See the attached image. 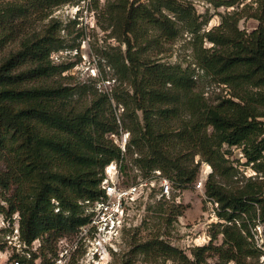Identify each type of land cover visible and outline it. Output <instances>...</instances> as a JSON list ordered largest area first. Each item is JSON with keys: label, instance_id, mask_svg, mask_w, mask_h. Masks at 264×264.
Wrapping results in <instances>:
<instances>
[{"label": "trees", "instance_id": "1", "mask_svg": "<svg viewBox=\"0 0 264 264\" xmlns=\"http://www.w3.org/2000/svg\"><path fill=\"white\" fill-rule=\"evenodd\" d=\"M55 5L54 0H0V215L19 216L27 245L74 236L88 223L82 203L103 195L110 163L122 161L128 176L124 159L130 156L144 175L160 170L176 189L185 190L199 178V156L212 168L206 195L227 222L220 225L223 243L197 247L191 257L159 239L141 251L180 254L182 264H210L214 256L217 264H264L247 225L264 223V0L250 6L248 16L259 22L252 32L239 29L243 12L236 11L203 34L200 16L186 0L110 2L112 33L127 46L125 58L110 62L116 83L125 88L111 94L69 82L72 77L63 74L70 67L54 64L53 55L64 49L57 20L40 31H20L24 21ZM181 30L194 36L202 78L226 86L227 96L210 103L190 68L143 56L146 45L171 44ZM13 42L17 47L6 52ZM112 99L124 109L121 121ZM122 130L130 135L126 151L110 137ZM224 145L242 148L257 175L241 185L222 183L234 177Z\"/></svg>", "mask_w": 264, "mask_h": 264}, {"label": "rangeland", "instance_id": "2", "mask_svg": "<svg viewBox=\"0 0 264 264\" xmlns=\"http://www.w3.org/2000/svg\"><path fill=\"white\" fill-rule=\"evenodd\" d=\"M54 1L58 2V5L22 23L23 27L20 29L22 34L34 30L40 31L51 20H57L56 25L64 49L55 53L52 58L54 64L70 67L63 76L72 77L68 80L69 82L97 88L100 92L107 94H111L115 89L125 88L116 83L114 72L110 68V62L115 58H125L127 53L126 44L116 38L110 27L107 6L114 0ZM186 1L193 4L197 15L200 16L201 34L218 27L223 17L230 16L236 11L243 12L238 24L241 31L252 32L259 26L257 20L248 16L253 12L250 6L256 0ZM232 1L235 2L233 6L225 3ZM140 2L144 3L146 0H140ZM252 6L255 7V5ZM17 45L18 42L10 43L5 51L15 49ZM204 45L207 48L212 47L209 42H205ZM193 47L194 36L181 30L178 38L171 44L163 42L153 48L146 45L143 56L151 62L190 68L194 78L199 82V89L205 93L208 102L214 103L219 95L227 96L230 91L226 86L220 87L207 78H202L203 71L197 67ZM111 106L120 120L124 112L122 105L112 99ZM127 134L128 142L130 135L124 130L118 136L110 137L122 146ZM223 151L234 168V177L220 179L222 183L241 185L247 179L257 175L252 165H246L247 159L242 153V148L224 145ZM196 163H199L200 177L208 164L202 162L199 156L196 157ZM124 164L128 166L127 183L134 184L147 176L134 166L130 156L125 157ZM172 187L171 200H157L153 195L154 198L140 202L131 208L130 226L123 232L120 243L109 250L102 259L88 258L87 248L77 234L50 242L40 239L27 245L21 240L17 215L11 219L0 215V237L4 247L0 251V264H10L16 260H23L29 264H182L179 260L180 254H176L173 258L163 253L148 255L144 254L140 247L159 239L176 248L180 253L191 257L195 248L208 246L211 241L214 245L220 246L223 243L221 232L224 228L220 225L227 224L219 217L220 210L205 198L196 184L185 190L176 189L173 183ZM204 191L206 192V189ZM2 195L0 191V203L4 204L1 200ZM247 225L252 234L250 241L261 252L260 263H264V249L260 248L264 244V223L258 221L256 224L247 223ZM208 262L217 264V256L209 258ZM228 264L235 263L231 261Z\"/></svg>", "mask_w": 264, "mask_h": 264}, {"label": "built area", "instance_id": "3", "mask_svg": "<svg viewBox=\"0 0 264 264\" xmlns=\"http://www.w3.org/2000/svg\"><path fill=\"white\" fill-rule=\"evenodd\" d=\"M127 137L128 134L121 146L123 151ZM122 165V161H114L106 166L101 183L103 195L98 201L82 203L88 223L79 229L77 235L87 248V257L93 260L102 259L109 250L120 243L123 232L130 226V212L133 206L154 198L153 195L157 200H171L172 197V183L162 171L155 170L138 182L129 184ZM211 171V167L207 165L203 175L198 178L196 187L216 209H219V204L209 198L204 191ZM17 217L19 218L18 215ZM260 248L264 249V244ZM10 264L29 263L16 260Z\"/></svg>", "mask_w": 264, "mask_h": 264}, {"label": "bare ground", "instance_id": "4", "mask_svg": "<svg viewBox=\"0 0 264 264\" xmlns=\"http://www.w3.org/2000/svg\"><path fill=\"white\" fill-rule=\"evenodd\" d=\"M205 168V167H204Z\"/></svg>", "mask_w": 264, "mask_h": 264}]
</instances>
